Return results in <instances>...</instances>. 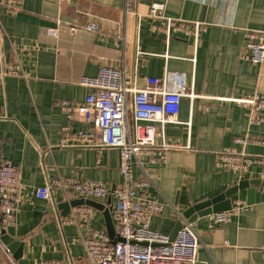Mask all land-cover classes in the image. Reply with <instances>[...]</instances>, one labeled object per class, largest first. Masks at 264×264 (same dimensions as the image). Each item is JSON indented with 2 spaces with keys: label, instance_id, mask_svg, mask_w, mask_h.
Instances as JSON below:
<instances>
[{
  "label": "crops",
  "instance_id": "obj_1",
  "mask_svg": "<svg viewBox=\"0 0 264 264\" xmlns=\"http://www.w3.org/2000/svg\"><path fill=\"white\" fill-rule=\"evenodd\" d=\"M14 15L0 12V161L16 167L24 188L15 209V223L1 232L23 243L22 254L10 262L0 247L1 264H83L87 230H105L103 215L88 219L60 203L77 198L56 189L52 200L35 196L37 188L71 176L102 183L108 190L120 185L119 153L113 148L61 146L62 128L87 127L75 116L69 122L58 103H81L90 90L79 84L95 77L99 68L118 69L137 88L146 78L179 74L187 94L181 100L176 124H166L164 136L173 149L164 164L134 165V178L148 186L145 199L165 204L150 228L169 235L179 220L174 200L182 189L187 201L209 200L240 180H264V124H249V109L239 100L257 94L264 98V62L240 58L246 34L264 31V0H15ZM151 3L165 5V16L185 27L205 24L196 39L172 31L169 38L154 31L147 17ZM98 26L96 32L80 27ZM74 28V29H73ZM57 30V36L47 34ZM18 64L24 76H3L7 65ZM129 127L132 121L128 118ZM257 139L260 143L235 142ZM222 150L243 152L263 162L246 170L217 165ZM246 190L231 198L247 208L226 224L209 216L195 219L199 239L196 264H264V188L255 189L254 203ZM109 201V202H108ZM110 205V199L100 201ZM80 207V206H79Z\"/></svg>",
  "mask_w": 264,
  "mask_h": 264
},
{
  "label": "built area",
  "instance_id": "obj_2",
  "mask_svg": "<svg viewBox=\"0 0 264 264\" xmlns=\"http://www.w3.org/2000/svg\"><path fill=\"white\" fill-rule=\"evenodd\" d=\"M132 2L125 0L126 8ZM19 9L15 0H0V12L14 16ZM164 11V4L151 3L147 17L155 22L153 30L165 33L168 38L172 31H179L196 39L200 32L205 31V24L196 22L185 27L182 22L165 16ZM79 29L96 32L98 26L88 24ZM47 34L56 37L57 30L48 29ZM240 58L255 65L264 62V31L246 34ZM2 75L24 76L18 64H8ZM79 84L90 90L83 102L62 101L58 105L69 122L78 115L87 127L80 130H72L69 125L63 127L60 144L118 150V172L122 182L110 191L102 183L71 176L52 180L37 188L35 196L50 201L54 191L59 189L77 198L99 202L110 199L115 235L123 242L113 244L105 230H87L84 239L86 260L83 264H196L199 239L193 223L180 215L181 228L173 241H169L167 235L151 230L152 217L160 214L165 204L156 199L143 198L140 192L148 186V182L133 175L134 165L164 164L167 152L173 149L174 146L166 141L164 127L178 122L181 100L192 98V94L186 92L183 78L179 74L165 72L162 78H146L144 85L137 88L134 82L130 84L126 81L118 69L101 67L95 77H82ZM239 103L249 109V124H264V98L254 94L239 100ZM129 116L132 127L128 124ZM235 142L242 145L260 143L248 137ZM262 162L242 151L222 150L218 154L217 165L222 169L244 171L248 166ZM23 188L12 162L8 159L0 161V226L7 228L14 225L16 204ZM245 208L247 205L243 202H235L229 211L211 214L210 218L214 224H226ZM94 212L95 209L85 205L77 208V215L86 219ZM0 247L12 262L6 246L0 243Z\"/></svg>",
  "mask_w": 264,
  "mask_h": 264
},
{
  "label": "water",
  "instance_id": "obj_3",
  "mask_svg": "<svg viewBox=\"0 0 264 264\" xmlns=\"http://www.w3.org/2000/svg\"><path fill=\"white\" fill-rule=\"evenodd\" d=\"M257 187L264 188V180L254 179V180H240L235 186L231 187L227 191L219 194L218 196L211 198L209 200L201 201L195 204H190L184 194V189H182L174 200V205L180 210L181 217L188 222H193L197 218L206 217L211 214L220 213L224 211H229L232 208L231 198L239 190H246V203L251 205L254 203L255 189ZM109 202V201H108ZM88 206L102 213L105 231L113 244L117 242H123V240L115 235V229L110 216V209L101 202L92 199L83 198H71L66 202L60 203L58 208L63 210V216H66L70 208H76L79 206ZM181 228V220H178L173 226L171 232L169 233V241H173L178 230ZM0 243L6 246L9 253L13 259H18L21 257L23 243L19 242L18 239L12 238L1 232ZM1 264V262H0Z\"/></svg>",
  "mask_w": 264,
  "mask_h": 264
}]
</instances>
